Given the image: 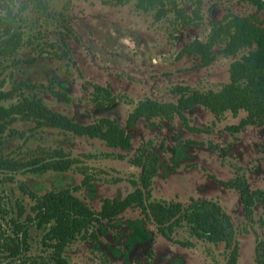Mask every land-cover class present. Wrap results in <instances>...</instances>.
<instances>
[{
	"label": "rangeland",
	"instance_id": "rangeland-1",
	"mask_svg": "<svg viewBox=\"0 0 264 264\" xmlns=\"http://www.w3.org/2000/svg\"><path fill=\"white\" fill-rule=\"evenodd\" d=\"M176 3L190 20L171 7L159 14L156 6L142 8L135 0H47L44 11L28 4L21 11L22 20L12 21L21 30L23 42L12 53H0L1 88L25 80L34 85L28 92L76 121L113 118L130 133L131 145L110 147L97 137L15 120L12 125L17 133L0 132L1 157L23 161L40 148L60 147L72 161L64 171L0 166L2 218L19 203L26 206L28 197L19 188L20 182L35 191L68 187L94 209L103 197L124 196L138 182L141 170L130 158L144 145L157 155L148 198L182 205L196 199L215 201L234 228L237 264H256V240L264 243V225L258 219L261 207L255 203L251 217H246L240 189L223 181L238 176L248 189L264 191V124L238 127L242 110L214 114L194 104L182 110L184 120L176 114L139 117L126 125L128 114L140 100L174 102L186 90L217 89L227 81L230 61L245 49L224 54L220 40L212 47L215 57L205 65L184 49L193 38L206 40L214 22L229 14L264 22V8L250 0H201L198 16L193 14L191 1ZM49 41L53 47L46 44ZM94 84L106 86L113 100L108 102ZM48 86L64 92L68 99H57ZM94 228L95 239L76 238L63 249L68 264L225 262L223 242L197 238L185 223L163 235L137 206L127 207L110 221L101 220ZM40 235L30 227L27 249L10 264H42L36 261L48 248L40 244ZM8 260L0 253V264H9Z\"/></svg>",
	"mask_w": 264,
	"mask_h": 264
},
{
	"label": "trees",
	"instance_id": "trees-1",
	"mask_svg": "<svg viewBox=\"0 0 264 264\" xmlns=\"http://www.w3.org/2000/svg\"><path fill=\"white\" fill-rule=\"evenodd\" d=\"M135 1L142 8L156 6L159 14H163L167 10L166 7H171L180 17L190 20L191 18L184 14L183 7L178 6L176 1H191L194 4L193 14L198 16L197 8L201 0ZM250 1L257 7L264 8V0ZM28 4L44 11L47 0H0L3 10L0 14V53H12L22 45L21 30H16L12 21L22 20L21 11ZM66 30L70 31L67 27ZM220 40L224 41L220 48L224 54L246 50L230 61L227 81L217 89L186 90V93L180 94L174 102L148 98L140 100L128 114L126 125L133 124L139 117L170 118L176 114L184 120L182 110L194 104L203 105L214 114L225 110L232 113L242 110L244 115L239 119L238 127L246 124H264V22L249 15L229 14L224 20L214 22L206 40L193 38L184 49L197 56L200 63L205 65L215 57L212 47ZM46 44L54 46L51 41ZM39 49L45 51L43 47ZM93 86L97 91L103 92V97L107 98L108 102L113 100L106 86ZM33 87L32 83L25 80H14L6 89H2L0 85V132L6 130L7 135L17 133L12 124L19 119L35 125L65 129L76 135L97 137L110 147H130V133L115 119L100 116L90 122L76 121L45 105L41 97L34 92H28V89ZM48 89L57 99H68L59 89L51 86H48ZM71 161L72 158L60 147L40 148L39 153L23 161L0 156V166L12 170L19 168L40 172L64 171L69 168ZM130 161L141 169L138 182L122 197H103L98 209L85 203L68 187L35 191L20 182L19 188L27 195L28 201L26 206L19 203L6 218L0 216V219H4L0 226V253L10 259V264L21 251L23 253V249H27L29 229L35 227L41 233L40 244L48 248L45 256H39L36 263L68 264L62 252L71 241L86 237L95 239L94 226L97 223L103 219L110 221L127 207L137 206L163 235L168 236L167 231L172 227L185 223L190 234L195 237L210 242H223L227 249L224 264H237L238 244L234 228L227 214L215 201L196 199L182 205L177 201L165 203L150 200V184L157 169V155L143 145L133 154ZM223 184L240 189L239 197L246 217H251L252 206L259 203L262 211L258 219L264 225V191L259 188L248 189L245 180L238 176L224 180ZM254 261L256 264H264V243L261 239H257L255 243Z\"/></svg>",
	"mask_w": 264,
	"mask_h": 264
}]
</instances>
